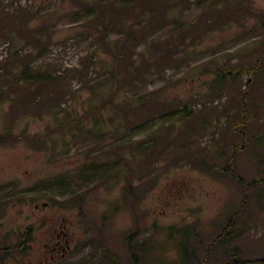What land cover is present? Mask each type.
I'll list each match as a JSON object with an SVG mask.
<instances>
[{"label": "rangeland", "instance_id": "obj_1", "mask_svg": "<svg viewBox=\"0 0 264 264\" xmlns=\"http://www.w3.org/2000/svg\"><path fill=\"white\" fill-rule=\"evenodd\" d=\"M234 259L264 264V0H0V264Z\"/></svg>", "mask_w": 264, "mask_h": 264}, {"label": "trees", "instance_id": "obj_2", "mask_svg": "<svg viewBox=\"0 0 264 264\" xmlns=\"http://www.w3.org/2000/svg\"><path fill=\"white\" fill-rule=\"evenodd\" d=\"M20 23V22H19ZM15 29H17V27L15 26L14 27ZM30 36L33 38L34 41H36V31H33L31 33H29ZM32 34H34V37L32 36ZM128 35L127 36H123V37H120L118 40H117V43H116V48L117 50L116 51H112V49L109 47V50H110V55H111V58H112V65H111V68L109 70H106L105 73H106V76H105V80L107 82V86H108V91H109V94L107 96V93L106 92H103V91H99V88L94 86V83L93 82H90V91L95 94V100H102V101H105V97L107 96V100H106V103L109 104L111 102V99L112 97L114 96L115 92L113 91L114 88H117V89H122V88H125L127 87V84H128V80H122L121 79V75L122 73L120 72V67H119V62H120V57L121 55L123 54L124 51H126L127 49V46H128V43H129V40H128ZM73 71V70H72ZM254 71V70H253ZM26 72V69H19V70H15L14 74H20L21 75H26L25 74ZM70 72V71H69ZM73 73V72H71ZM235 73H239V70H236ZM40 81L36 82V83H39ZM106 84V83H105ZM132 84V83H131ZM32 85V84H31ZM90 115H91V121L93 119H96L98 120L97 116H96V112L95 111H91L90 112ZM86 117H88V115H86ZM76 121L77 124L81 125L82 124V121L79 119V120H72L70 121V124H73L74 122ZM93 122V121H92ZM99 122V121H98ZM134 255V254H133ZM241 261L239 260H232L230 262V264H240ZM244 264V263H242Z\"/></svg>", "mask_w": 264, "mask_h": 264}, {"label": "flooded vegetation", "instance_id": "obj_3", "mask_svg": "<svg viewBox=\"0 0 264 264\" xmlns=\"http://www.w3.org/2000/svg\"><path fill=\"white\" fill-rule=\"evenodd\" d=\"M59 241L56 243V245L54 247H52V249L50 250V252L52 253H56V252H59L60 250H62V247H60L59 245Z\"/></svg>", "mask_w": 264, "mask_h": 264}]
</instances>
